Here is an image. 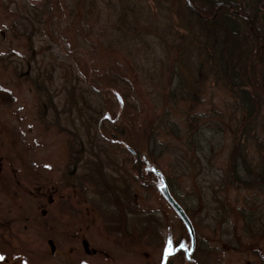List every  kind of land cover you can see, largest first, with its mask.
Masks as SVG:
<instances>
[{
    "label": "rangeland",
    "instance_id": "374dc122",
    "mask_svg": "<svg viewBox=\"0 0 264 264\" xmlns=\"http://www.w3.org/2000/svg\"><path fill=\"white\" fill-rule=\"evenodd\" d=\"M192 1L0 0V264H186L162 256L190 239L158 184L207 262L262 264L264 62L252 34L264 37V0H198L224 6L217 25ZM76 84L106 114L104 139L120 141L104 168L118 191L87 194L81 222L60 184ZM120 217L127 238L105 232Z\"/></svg>",
    "mask_w": 264,
    "mask_h": 264
},
{
    "label": "trees",
    "instance_id": "16d2710c",
    "mask_svg": "<svg viewBox=\"0 0 264 264\" xmlns=\"http://www.w3.org/2000/svg\"><path fill=\"white\" fill-rule=\"evenodd\" d=\"M192 2L198 14L202 15L200 17L202 18L201 20L204 24L206 25L209 24L208 22L211 20H213V22L215 21L216 25L217 22L219 23L220 16L222 15L224 9V6L222 4H215L206 1L200 2L198 0H193ZM203 13H206V15H203ZM252 35L254 36L253 40L256 45L257 55L264 62V37L255 33H253ZM77 88L78 86L76 84V86L69 89L70 102L66 106H64L63 109L64 118L68 122L71 121L70 125H74L73 121L75 119L73 118L75 114L76 130L73 128V131L70 130L68 132L66 128L65 132L69 133L68 141L70 139L73 144L70 145L71 151L75 150L76 154H78L76 156V160L80 163L79 167L82 169L80 175L83 176L82 178L88 176V180L87 181L84 180V181L91 185V187L93 188L92 189L93 193L106 194L110 192V182H106L105 179V174H104V168H106L105 164L112 166L111 162L113 161L112 159H110V157L113 154L112 151L118 150L117 144H119L120 141L111 140L113 142L112 143L111 141L104 139L103 132L101 134L100 131H98V129L100 130V125L98 121L101 118L105 119L106 114H104L103 111L97 108L98 106L97 107L92 106V103L89 102V100H87V97L84 94L85 92H82ZM57 120H59V116L57 117ZM80 130H83V133H81ZM84 134L87 135L88 137L85 138L86 141L80 138L81 136H84ZM106 142H108L109 144V149L106 146ZM105 147L107 148L108 151L104 149ZM108 153H110V157ZM82 158H84L85 161H83ZM86 166L87 167L90 166L89 171L85 170ZM90 174H92L91 180H90V176H91ZM87 192H89V190H84L83 187H81V193L85 194ZM71 195H72L71 192H69V196ZM195 237H196L195 247L191 254L185 253L183 251L185 249L180 248L179 251L176 252L174 257L180 258L181 261L185 262L186 264H212L211 262L206 261V259L209 256V250H205L203 246L200 244L199 238L197 236ZM230 240L235 241V243H232L230 241L232 243L230 244L232 250L238 251V249L243 246V244H241L242 242L238 239V236L235 237L230 236ZM187 244H188L187 245L188 248L186 250H191L190 241H187ZM253 254L257 256V258L261 261L262 264H264V258L260 254L258 248H255Z\"/></svg>",
    "mask_w": 264,
    "mask_h": 264
},
{
    "label": "flooded vegetation",
    "instance_id": "af4514ba",
    "mask_svg": "<svg viewBox=\"0 0 264 264\" xmlns=\"http://www.w3.org/2000/svg\"><path fill=\"white\" fill-rule=\"evenodd\" d=\"M74 143V142H73ZM73 145V144H72ZM127 150H128V148H127V146L125 147ZM78 154H76V151L75 150H70L69 152H68V154H67V162H66V164H64V166H67V167H69L70 169L69 170H67V175L65 176V177H63V180L61 181L62 183H60L62 186L65 184V187H68L69 188V192L71 191V192H73V199L76 197V210H77V214H78V217H79V222H81V210H80V205L82 204V200L84 199V201H85V196H87V194L88 195H90V197H92V196H95L96 194L95 193H93V195H91V192H92V187H91V185L89 184V183H87V182H85V181H87L88 180V176H86V177H84V178H82L83 176H81L80 175V172H81V168L79 167V162L76 160V156H77ZM50 163H47L46 165V167L48 168L50 165H49ZM49 165V166H48ZM77 165V166H76ZM115 166V165H114ZM112 168V167H111ZM118 169V166H115L114 167V171H113V175H114V177H113V180H118V181H120V180H122V177H121V174L119 173V171L117 170ZM80 170V172H78ZM156 175H157V173H160V172H157V171H155L154 172ZM91 176H90V180H91V177H92V174H90ZM137 179H139L138 177H136ZM156 178H157V176H156ZM135 179V178H134ZM85 180V181H84ZM113 180H111V181H113ZM136 180V179H135ZM81 187H83V189L84 190H89V192H87V193H85V194H83V193H81ZM161 185L160 184H158V190L160 191V192H162L161 191ZM51 190H54L55 188H50ZM49 188H48V186H47V188H46V190H50ZM111 189H116L117 190V188H115V187H113V186H111V183H110V192H108L109 194H111V196H112V193H111ZM118 191V190H117ZM45 194V193H44ZM103 194V193H102ZM102 194H98V195H102ZM113 196H114V194H113ZM116 196V195H115ZM68 197L70 198V196L68 195ZM64 198H65V195H62L61 196V199H63V201H65L64 200ZM89 198V197H88ZM114 198V197H113ZM50 199H51V197H50ZM49 199V202L50 203H52L53 202V200L51 199L50 200ZM94 199V198H93ZM116 200H117V198H116ZM93 202H95V200H93ZM119 205H121V204H119ZM118 205V206H119ZM89 210H90V208H85V211L83 212L84 214V216H86L87 217V215H89V217L92 219V221H94L95 220V216L96 215H92V217H91V213H88L89 212ZM93 212L95 213V209H93ZM90 219V220H91ZM187 219H188V221L189 222H187V223H185V224H187V232H188V235H189V231H188V223H190V225H191V227L193 228V226H192V224H191V220L187 217ZM124 219L122 218V217H120V219L119 220H115V219H113L108 225H106V229H105V232L106 233H108L109 235H111V236H113V237H115V238H121V237H126L125 236V234H124ZM77 226V225H76ZM76 232H77V236H76V238H79V236L80 235H83L85 232H86V230L85 231H82V228L81 227H79V224H78V228L76 229ZM193 232H194V229H193ZM139 235V234H138ZM195 232H194V239H195ZM140 237L141 238H143V235L142 234H140ZM127 238V237H126ZM136 238L134 237V240H135ZM189 241H190V245H191V238H190V235H189ZM81 242V246H82V250H92V249H90V247H89V244H87V242L86 241H80ZM141 241H140V239H139V241L137 242L138 244L140 243ZM195 242H196V240H194V247H195ZM163 248V247H162ZM165 250H167V251H169L171 248H173V251L171 252V254H168V252H163L162 253V256H163V258L164 257H167V256H174L175 254H176V252L177 251H179V249L181 248V247H178V246H171V245H168V246H165ZM194 249V248H193ZM185 253H187V254H191L192 252H193V250H192V248H191V250H183ZM88 254L89 253H91V252H87ZM188 257V256H187ZM189 258V257H188ZM164 261L165 260H163V264H165L164 263ZM167 264V263H166Z\"/></svg>",
    "mask_w": 264,
    "mask_h": 264
},
{
    "label": "water",
    "instance_id": "95a60500",
    "mask_svg": "<svg viewBox=\"0 0 264 264\" xmlns=\"http://www.w3.org/2000/svg\"><path fill=\"white\" fill-rule=\"evenodd\" d=\"M161 190L163 192L164 197L166 198V200L169 202V204L174 208L175 212L181 217V219L187 223L189 222L187 217L184 214V211L182 209V207L168 194L166 187L162 186ZM188 230H189V234H190V238H191V248L193 250L194 248V232H193V228L191 227L190 223H188Z\"/></svg>",
    "mask_w": 264,
    "mask_h": 264
},
{
    "label": "snow or ice",
    "instance_id": "6c2138e0",
    "mask_svg": "<svg viewBox=\"0 0 264 264\" xmlns=\"http://www.w3.org/2000/svg\"><path fill=\"white\" fill-rule=\"evenodd\" d=\"M171 243V242H169ZM5 258L3 256H0V262H2Z\"/></svg>",
    "mask_w": 264,
    "mask_h": 264
}]
</instances>
